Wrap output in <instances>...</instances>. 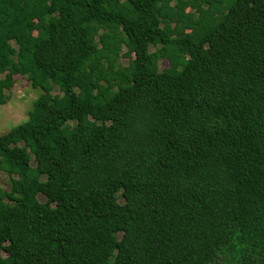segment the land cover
<instances>
[{"label": "trees", "instance_id": "16d2710c", "mask_svg": "<svg viewBox=\"0 0 264 264\" xmlns=\"http://www.w3.org/2000/svg\"><path fill=\"white\" fill-rule=\"evenodd\" d=\"M4 72L0 264H264V0H0Z\"/></svg>", "mask_w": 264, "mask_h": 264}, {"label": "rangeland", "instance_id": "374dc122", "mask_svg": "<svg viewBox=\"0 0 264 264\" xmlns=\"http://www.w3.org/2000/svg\"><path fill=\"white\" fill-rule=\"evenodd\" d=\"M82 10L85 8L82 6ZM34 23V21H32ZM135 57V55H133ZM124 63L127 58H122ZM169 62L166 58L160 59V66L166 67ZM3 77L14 80V84L9 91V98L5 104H0V133L9 131L16 124L24 125L29 120V110L33 101L39 96L41 88L33 87L30 82L21 74L12 75L10 72L1 74ZM58 87L54 88L53 93H58ZM0 186L8 187V174L0 168Z\"/></svg>", "mask_w": 264, "mask_h": 264}]
</instances>
